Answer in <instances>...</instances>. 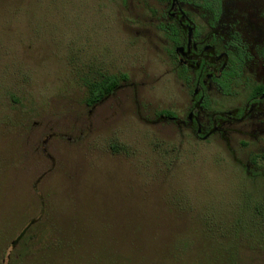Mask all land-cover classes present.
Here are the masks:
<instances>
[{"label": "rangeland", "instance_id": "374dc122", "mask_svg": "<svg viewBox=\"0 0 264 264\" xmlns=\"http://www.w3.org/2000/svg\"><path fill=\"white\" fill-rule=\"evenodd\" d=\"M234 2L181 4L201 32L261 47L237 30ZM234 7L264 26V0ZM170 8L0 0V264H264V117L205 138L249 97L241 82L229 95L211 87L197 135L195 79L181 78L162 28ZM262 65L250 80L264 82ZM105 75L128 78L91 106L89 84Z\"/></svg>", "mask_w": 264, "mask_h": 264}, {"label": "flooded vegetation", "instance_id": "af4514ba", "mask_svg": "<svg viewBox=\"0 0 264 264\" xmlns=\"http://www.w3.org/2000/svg\"><path fill=\"white\" fill-rule=\"evenodd\" d=\"M182 1L184 0H171L170 21L163 24L162 28L169 34L175 45V52L180 62L181 73L179 74L181 78L189 81L191 80L190 74H192L195 79L194 95L199 97V102L189 114L188 124L190 126L197 125V135L202 137L203 128L198 121V113L200 108L208 105L207 90L211 87H215L224 95H229V93H233L234 89L241 88L248 92L249 97L245 107L238 109L235 113L214 115L211 120L213 128L208 133H204L205 138L219 132L226 123L255 121V119L259 120L264 117V82L253 81L248 77L249 73L254 75L249 66L255 71L261 67L258 64L264 63V26H259L248 18L245 19V23L241 20L238 21L239 15L235 14L237 12L234 7L235 0L232 5L235 10H230V14L236 23L237 30L248 29L250 37L258 40L262 46L260 47L254 40L249 45L240 38L238 32L229 42L225 43L226 40L222 36L221 29L212 27V30L201 32L199 26L192 22L183 9ZM206 22L212 26L207 19ZM218 41L225 43L224 50H219L212 44ZM257 47L260 48L256 50ZM262 66L264 68V65ZM240 82L242 87L237 88ZM171 119L178 121L176 116ZM178 124L182 123L178 122Z\"/></svg>", "mask_w": 264, "mask_h": 264}, {"label": "trees", "instance_id": "16d2710c", "mask_svg": "<svg viewBox=\"0 0 264 264\" xmlns=\"http://www.w3.org/2000/svg\"><path fill=\"white\" fill-rule=\"evenodd\" d=\"M127 75L111 76L105 75L101 79L89 84V98L87 103L91 106L97 105L106 97L113 94L119 87L122 81L127 80ZM162 115L167 117L173 116L171 112H162Z\"/></svg>", "mask_w": 264, "mask_h": 264}]
</instances>
